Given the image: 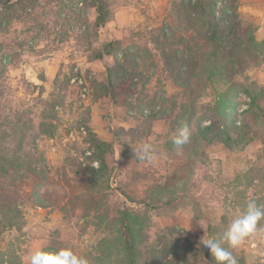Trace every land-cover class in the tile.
I'll use <instances>...</instances> for the list:
<instances>
[{
	"label": "trees",
	"instance_id": "1",
	"mask_svg": "<svg viewBox=\"0 0 264 264\" xmlns=\"http://www.w3.org/2000/svg\"><path fill=\"white\" fill-rule=\"evenodd\" d=\"M89 6L96 10L93 20L87 16ZM109 7V0H0V187L2 180L19 181L25 172L47 179L46 156L39 141L59 135L72 77L57 72L46 99L42 96L44 87L27 80H23L27 96L18 95L9 71L20 64L25 52L41 54L52 43H62L74 34L88 60L104 56L109 60L107 79L95 81L98 96L108 95L117 103L116 97L121 95L120 105L148 128L152 120H168L165 150L178 152L189 167L186 176L177 172L172 181L146 188L138 199L123 192L129 201L141 204V210L124 208L111 218L107 199L115 142L96 135L90 126L89 109H85L76 122L79 140L69 142L79 154L73 165H79V174L85 176L86 191L76 199H81L83 214L92 218L96 229L82 255L89 264H216L200 240L219 239L248 201L264 206L263 167L239 172L224 186V211L218 222L208 224L204 234L193 237L179 225L158 227L155 217L171 215L186 203L198 212L199 204L189 192L194 164L208 159L205 147L219 144L228 152L243 150L254 140L255 127H264V85L248 74L264 63V38L257 39L256 26L242 17L239 0H168L164 21L150 30V41L177 86L189 90L195 82L202 83L199 94L206 84L214 89V99L204 108L196 98L178 101L146 94L151 79L147 72L156 67L148 47L119 38L95 46ZM42 40L45 44L41 46ZM39 78L44 81V76ZM239 95L248 99L238 120ZM181 125L188 127L190 138L178 150L172 139ZM132 142H122L120 154L139 160L128 153ZM67 144H63L64 163L72 165ZM30 198L37 207L52 205L36 189ZM24 224L19 205L10 198H0V264H21L15 246L10 243L1 248V238L7 230L22 231ZM52 247L47 245L49 250ZM229 251L238 264H246L243 252L236 248Z\"/></svg>",
	"mask_w": 264,
	"mask_h": 264
},
{
	"label": "rangeland",
	"instance_id": "2",
	"mask_svg": "<svg viewBox=\"0 0 264 264\" xmlns=\"http://www.w3.org/2000/svg\"><path fill=\"white\" fill-rule=\"evenodd\" d=\"M109 3V11L106 13L108 17L99 28L95 46L119 38L127 43L133 42L138 46L148 47L156 64L155 68H150L147 72L151 76L147 85L148 96L157 94L178 101L196 98L199 106L203 105L204 108L206 104L212 102L215 91L209 84H206L201 94L199 93L204 85L202 83L195 82L189 90L177 86L164 70L160 55L150 41V30L164 21L168 0H109ZM239 10L245 20L256 26V38L263 39L261 36H264V0H239ZM95 15V7H87L88 18L93 20ZM80 43L72 34L71 38L62 43H52L46 52L41 54L25 52L20 64L9 71L10 81L18 95L27 96L23 84V80H27L42 85L44 87L42 96L46 99L52 91L53 79L57 72L72 75L66 96V109L61 114L62 125L59 135L54 138H41L39 141V147L46 156L47 179L41 180L38 174L25 172L24 177L19 181L13 183L1 181L0 198H10L15 201L25 219L22 231H5L1 238V248L13 244L21 264H25L32 250L39 244L46 246L52 244V249L71 246L75 251L83 254L96 236L92 218L84 216L83 207L79 204L81 199H76L86 191L85 176L79 174V165H73L77 163L76 158L79 154L75 147L71 149L73 145L69 144L79 140L76 136L78 133L76 122L85 109H89L90 126L97 136L96 130L104 132L106 136L109 133L115 136L114 154L110 159L114 169L110 180L111 191L107 199L111 218L124 208L134 212L141 210L142 205L129 201L126 195L138 199L146 188L159 182L172 181L177 172L186 176L189 170L186 160L178 152L169 153L165 150L164 141L169 130L168 120H152L148 128L144 125V121L137 120L120 105L121 95L116 97L117 103H114L108 95L98 96L95 81L107 79L106 66L109 60L106 56L88 60L87 52ZM43 44L45 40L41 41V46ZM248 74L259 85H264V63L249 70ZM41 76H44V81L40 80ZM118 90L121 91L122 87ZM238 99L241 104L235 118L239 120V112L246 107L244 102L248 98L239 95ZM166 105H170V102ZM207 114L210 115V112ZM153 128L160 130L161 133ZM254 132V140L243 150L228 152L219 144L205 147L208 159L204 163L194 164L189 192L191 198L199 204L198 212H194L192 205L186 203L175 211L177 215L175 212L171 215H163L172 217L173 223L169 225H179L194 237L204 234L208 224L220 220L224 211V186L239 172L254 166L264 168V127H255ZM131 140L133 142L128 147L129 154L134 153L140 145L148 143L152 146V154L163 155L160 156L163 161L151 163V161L121 156V143ZM65 143H68L66 146L74 162L72 165L64 163L63 144ZM116 152L122 158L143 164L140 170L130 172L129 183L120 184L121 181L116 179L114 165ZM221 155L223 159L218 158ZM33 189L39 191L41 196L47 198L52 205L47 208L34 206L30 198ZM141 189L143 192L139 193ZM237 214L235 213V216ZM156 217L155 224L163 227L156 223ZM236 249L243 252L246 264H264V233L246 239Z\"/></svg>",
	"mask_w": 264,
	"mask_h": 264
},
{
	"label": "clouds",
	"instance_id": "3",
	"mask_svg": "<svg viewBox=\"0 0 264 264\" xmlns=\"http://www.w3.org/2000/svg\"><path fill=\"white\" fill-rule=\"evenodd\" d=\"M189 138L188 127L181 125L177 128L172 143L180 150L188 143ZM152 151V146L145 143L134 151V155L139 160L151 161ZM261 220H264V206H259L255 200H250L232 219L219 239L207 238L200 240V243L208 250L216 264H238L237 258L229 248L240 247L246 239L264 233V226L260 225ZM225 243L228 247L224 246ZM28 264H89V261L71 246L49 250L45 244H39L28 257Z\"/></svg>",
	"mask_w": 264,
	"mask_h": 264
},
{
	"label": "crops",
	"instance_id": "4",
	"mask_svg": "<svg viewBox=\"0 0 264 264\" xmlns=\"http://www.w3.org/2000/svg\"><path fill=\"white\" fill-rule=\"evenodd\" d=\"M261 38H264V36H261ZM164 128V127H163ZM154 129V128H153ZM156 132L161 133L160 130L158 129H154ZM97 134L100 138L107 140V141H113L115 139V136H113L112 133H109V135L106 136V134L102 131H97ZM153 158L151 160V163H155L156 161H163L162 158L160 156L163 157V155L158 154V153H153L152 154ZM218 158L223 159V156H218ZM114 165H115V172L117 173V177L116 179H119L120 184H125V183H129V178L128 176H130V172L132 171H137L140 170L142 168V162H135L132 159H125L122 158L118 152H116L115 157H114ZM169 164L167 163V166ZM160 183V182H159ZM114 185H116L114 183ZM115 191H117L116 188H114ZM118 192V191H117ZM142 189L139 190V193H142ZM120 194V193H119ZM175 215H177V213L175 212ZM171 216H157L156 217V223L160 226H164V225H169L171 223H173L171 220ZM25 264H28V259L25 260Z\"/></svg>",
	"mask_w": 264,
	"mask_h": 264
},
{
	"label": "built area",
	"instance_id": "5",
	"mask_svg": "<svg viewBox=\"0 0 264 264\" xmlns=\"http://www.w3.org/2000/svg\"><path fill=\"white\" fill-rule=\"evenodd\" d=\"M80 81V80H79Z\"/></svg>",
	"mask_w": 264,
	"mask_h": 264
}]
</instances>
